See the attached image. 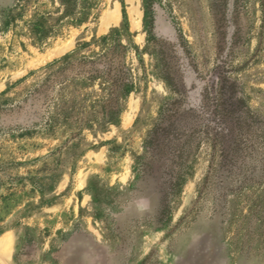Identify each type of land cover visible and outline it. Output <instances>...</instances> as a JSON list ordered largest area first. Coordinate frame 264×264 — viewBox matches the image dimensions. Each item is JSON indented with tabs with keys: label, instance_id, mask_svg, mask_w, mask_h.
<instances>
[{
	"label": "rangeland",
	"instance_id": "1",
	"mask_svg": "<svg viewBox=\"0 0 264 264\" xmlns=\"http://www.w3.org/2000/svg\"><path fill=\"white\" fill-rule=\"evenodd\" d=\"M0 264H264V0H0Z\"/></svg>",
	"mask_w": 264,
	"mask_h": 264
}]
</instances>
